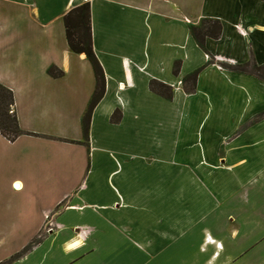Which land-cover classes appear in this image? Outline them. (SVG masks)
I'll list each match as a JSON object with an SVG mask.
<instances>
[{"label": "crops", "instance_id": "0c3cea01", "mask_svg": "<svg viewBox=\"0 0 264 264\" xmlns=\"http://www.w3.org/2000/svg\"><path fill=\"white\" fill-rule=\"evenodd\" d=\"M83 4L106 79L87 141L97 81L64 23ZM0 85L28 134L0 133V187H44L8 236L42 240L9 264H264V0H0Z\"/></svg>", "mask_w": 264, "mask_h": 264}, {"label": "trees", "instance_id": "16d2710c", "mask_svg": "<svg viewBox=\"0 0 264 264\" xmlns=\"http://www.w3.org/2000/svg\"><path fill=\"white\" fill-rule=\"evenodd\" d=\"M64 23L66 27L67 40L71 51L76 54H84L86 56L93 67L97 81L94 96L91 100L82 123L84 137L87 141L89 138L92 115L96 106L102 100L105 94L106 82L103 68L93 49L91 12L89 4H83L71 10L65 16ZM193 33L199 44L203 45L205 37L218 38L221 33V27L219 23L212 22L211 28L203 29L202 31H198V29L194 28ZM49 74L55 78H59L64 75L62 71L56 68H51L49 70ZM198 74L199 71H196L186 78V81L192 84V91L195 90V83ZM161 87L164 86L157 84L156 82L151 83V90L154 92L160 93ZM163 96L167 99L172 98V94L170 91L167 94L163 93ZM11 106H14L13 93L9 89L0 85V133L5 137H12L10 141H14L18 137L28 134L22 131L19 127L16 114L13 113V115H10L9 109ZM116 114L119 115V113H115L112 118V121L115 123L118 122L116 120Z\"/></svg>", "mask_w": 264, "mask_h": 264}, {"label": "rangeland", "instance_id": "374dc122", "mask_svg": "<svg viewBox=\"0 0 264 264\" xmlns=\"http://www.w3.org/2000/svg\"><path fill=\"white\" fill-rule=\"evenodd\" d=\"M9 110H10L9 111L10 115H13L14 106H11ZM116 116H117L116 120L118 121L120 119L121 114L119 115L116 114ZM99 130L100 131H97V126H96V133L100 134L102 129ZM111 130H112L111 135L115 138V141L118 140L119 132L120 133L125 132L124 129L122 131H118L117 129L116 132L117 136H115L116 128ZM7 138L9 140L12 139V137L9 136H7ZM112 156L116 159V163H117L116 165L118 167L119 161L122 160L119 152H112ZM146 156L145 154H143L142 157H138L136 160L137 163H140V167H141L140 176L137 177V180L140 182V184L143 185V183H145L148 186V180L150 179L149 178L150 174L148 175L147 169L148 167H152L155 161H152L149 157ZM120 172H117L114 175V177L116 175H119ZM117 177L113 181L115 185L117 183V179H119V176ZM23 188H22L23 190L22 189L17 190L15 187H0V260H2L0 264H9L15 260H19L20 258H22L23 255H25L27 252L33 249L42 240V235L40 233L35 238H33L24 248H21V244L24 243L23 240L20 239L15 240V239H10V237H8L9 232H12L14 228L11 229V231L9 229L14 227L15 224L13 223H15L16 220L18 222H21V219L28 218L26 211V209L28 208L27 201L28 200L31 201L33 197L34 207H37L40 204L41 192L44 187H29V188L26 187V189L25 187ZM29 190L32 191L30 194H29ZM51 217L52 214L48 215L46 220L50 219ZM4 229H6V231ZM17 248H18V253L11 254L13 251H17Z\"/></svg>", "mask_w": 264, "mask_h": 264}, {"label": "built area", "instance_id": "2783aa9c", "mask_svg": "<svg viewBox=\"0 0 264 264\" xmlns=\"http://www.w3.org/2000/svg\"><path fill=\"white\" fill-rule=\"evenodd\" d=\"M49 227L47 228V232H52V231H54V229H53V225L52 224H49L48 225ZM220 246V245H219Z\"/></svg>", "mask_w": 264, "mask_h": 264}, {"label": "bare ground", "instance_id": "6f19581e", "mask_svg": "<svg viewBox=\"0 0 264 264\" xmlns=\"http://www.w3.org/2000/svg\"><path fill=\"white\" fill-rule=\"evenodd\" d=\"M17 188V190H21V187H16Z\"/></svg>", "mask_w": 264, "mask_h": 264}]
</instances>
